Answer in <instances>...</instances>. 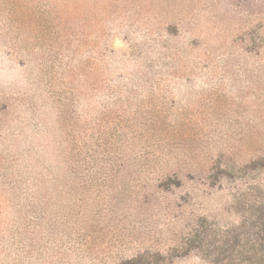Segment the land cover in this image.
<instances>
[{
  "label": "rangeland",
  "instance_id": "374dc122",
  "mask_svg": "<svg viewBox=\"0 0 264 264\" xmlns=\"http://www.w3.org/2000/svg\"><path fill=\"white\" fill-rule=\"evenodd\" d=\"M0 264H264V0H0Z\"/></svg>",
  "mask_w": 264,
  "mask_h": 264
}]
</instances>
